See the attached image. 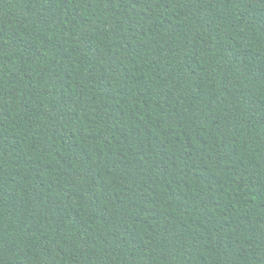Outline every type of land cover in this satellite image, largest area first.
Instances as JSON below:
<instances>
[{"label": "trees", "instance_id": "16d2710c", "mask_svg": "<svg viewBox=\"0 0 264 264\" xmlns=\"http://www.w3.org/2000/svg\"><path fill=\"white\" fill-rule=\"evenodd\" d=\"M0 264H264V0H0Z\"/></svg>", "mask_w": 264, "mask_h": 264}]
</instances>
